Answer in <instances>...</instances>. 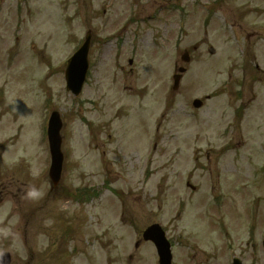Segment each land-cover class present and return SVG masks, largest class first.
Listing matches in <instances>:
<instances>
[{
  "label": "rangeland",
  "instance_id": "1",
  "mask_svg": "<svg viewBox=\"0 0 264 264\" xmlns=\"http://www.w3.org/2000/svg\"><path fill=\"white\" fill-rule=\"evenodd\" d=\"M88 32L76 99L65 66ZM0 97L11 264H158L156 223L173 264H264V0H0ZM44 103L64 123L57 189Z\"/></svg>",
  "mask_w": 264,
  "mask_h": 264
},
{
  "label": "water",
  "instance_id": "2",
  "mask_svg": "<svg viewBox=\"0 0 264 264\" xmlns=\"http://www.w3.org/2000/svg\"><path fill=\"white\" fill-rule=\"evenodd\" d=\"M88 51H89V39L86 42L85 46L80 52L70 61L68 72H67V82L68 90L72 91L75 95H78L82 89L84 81L86 79V74L88 71ZM213 54L214 51L211 50ZM181 72H183L181 70ZM181 76H175V89L179 87ZM195 106H201L200 102H195ZM60 129L61 123L57 115H54L50 122L49 130V140H50V149L52 154V170L51 178L55 185L60 181L63 156L61 153V139H60ZM144 240L151 241L155 244L158 255L160 257V264H172V253L171 245L167 241L164 231L159 225H154L148 228L144 232ZM1 264H10L9 256H6L1 259ZM234 264H241L240 261H235Z\"/></svg>",
  "mask_w": 264,
  "mask_h": 264
},
{
  "label": "clouds",
  "instance_id": "3",
  "mask_svg": "<svg viewBox=\"0 0 264 264\" xmlns=\"http://www.w3.org/2000/svg\"><path fill=\"white\" fill-rule=\"evenodd\" d=\"M38 195H39V193L35 189H33L32 191L28 192V197L29 198H36Z\"/></svg>",
  "mask_w": 264,
  "mask_h": 264
},
{
  "label": "flooded vegetation",
  "instance_id": "4",
  "mask_svg": "<svg viewBox=\"0 0 264 264\" xmlns=\"http://www.w3.org/2000/svg\"><path fill=\"white\" fill-rule=\"evenodd\" d=\"M1 112H2V104L0 103V114H1ZM7 184L10 185V183H7Z\"/></svg>",
  "mask_w": 264,
  "mask_h": 264
}]
</instances>
